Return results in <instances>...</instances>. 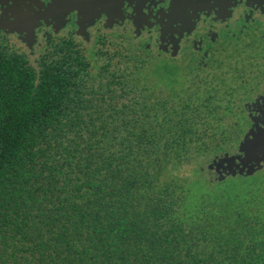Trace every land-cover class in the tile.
Masks as SVG:
<instances>
[{"label":"trees","instance_id":"trees-1","mask_svg":"<svg viewBox=\"0 0 264 264\" xmlns=\"http://www.w3.org/2000/svg\"><path fill=\"white\" fill-rule=\"evenodd\" d=\"M54 43L0 45V264H264V167L202 176L253 125L243 87L126 36Z\"/></svg>","mask_w":264,"mask_h":264},{"label":"flooded vegetation","instance_id":"flooded-vegetation-1","mask_svg":"<svg viewBox=\"0 0 264 264\" xmlns=\"http://www.w3.org/2000/svg\"><path fill=\"white\" fill-rule=\"evenodd\" d=\"M63 1L65 0H0L2 22L13 23L18 16L22 19L35 18L36 21L32 27H20L19 32L7 33L1 30L0 45L8 47L6 43L11 39L15 43L12 49L14 53L33 59L41 52L51 49L63 32L68 39L76 37L82 42L90 43L93 30L115 31L126 25L135 38L144 37L142 41H147V48L152 46L154 40L156 50L173 61L181 57L186 62L189 61V64L206 63L210 60L213 49L219 50L221 56L230 45L233 54H228L226 58H237V55L242 56L245 52L248 57L256 58V63L259 64L256 67L257 73L253 75L254 83L250 88L248 86L249 91L243 105L258 104L264 99V0H190L193 8L187 9L182 19H176L194 23V28L189 32L180 30L177 25L168 30L165 27L173 19L176 0H147L139 16L134 7L124 1L117 17L99 12L94 24L85 31L78 26L80 14L71 11L62 18L64 26L57 30L55 21H44L40 17L52 5ZM50 4L52 5L48 7ZM138 22L141 23L140 29L136 26ZM239 44L244 45L240 48ZM237 48L242 49V54L237 52ZM254 107H250V112L246 110V115L262 119L254 112Z\"/></svg>","mask_w":264,"mask_h":264},{"label":"water","instance_id":"water-1","mask_svg":"<svg viewBox=\"0 0 264 264\" xmlns=\"http://www.w3.org/2000/svg\"><path fill=\"white\" fill-rule=\"evenodd\" d=\"M124 1L129 2L139 16L147 0H65L52 5L40 18L44 21H55V28L60 30L64 26L62 18L71 11H77L81 16L78 26L82 31H85L94 24L99 12L110 14L114 18L117 17L120 6ZM190 8H193L190 0H176L172 14L173 19L165 24L167 30L168 28L171 29L173 25H177L180 30L186 32L192 30L195 26L194 23L176 21V19H182L186 10ZM34 22H36L35 18L22 19L18 16L13 23L0 21V31L4 30L7 33H12L18 31L22 26L32 27ZM136 26L140 29L141 23H136ZM251 106H255L254 112L262 119H252L253 125L250 131L243 137L234 154L229 155L226 153L216 157L207 166L209 173L212 172L218 180L236 175L250 176L264 167V146H262V141H264V99L261 103Z\"/></svg>","mask_w":264,"mask_h":264},{"label":"rangeland","instance_id":"rangeland-1","mask_svg":"<svg viewBox=\"0 0 264 264\" xmlns=\"http://www.w3.org/2000/svg\"><path fill=\"white\" fill-rule=\"evenodd\" d=\"M58 1V0H56ZM55 2V1H54ZM52 4L48 5L51 6ZM1 21V20H0ZM19 32V30L17 31ZM95 30L92 31L91 36L93 35L92 41L90 42V44L86 45L84 42H82L81 40L77 39L76 37L71 38L75 43H77L78 45H80L85 51V53L89 52L88 49L94 45V43L96 42V37L98 36H103V37H107L109 40H114L119 36H126L128 37L130 40H132L133 42L139 43L140 41H142V39H138L135 38L131 32V29H129V26L126 25L124 28L122 29H116L115 31H97L95 32ZM66 33L63 32L60 35V39H67L68 40V36L65 35ZM114 38H109V37H113ZM13 40L10 39V41H8V49L13 52L14 50H12L15 46V43L12 42ZM119 41V40H117ZM144 42V41H142ZM12 43H14V45H12ZM152 46L151 48L156 50V43L153 40L152 42ZM244 45V44H243ZM243 45L239 44L238 46L241 48L243 47ZM219 51V50H218ZM217 51V49H213L211 52V58L208 62H204V63H196V62H191V64H189L188 62H186L185 59H182L181 57L177 60V61H170L168 59H163V61H166L167 63H169L172 66H176L178 67V69H183V65H190L192 67H194V74L196 75L197 78L205 80V82L208 83H212V84H216L219 81H223L225 83L228 84H232L234 85L237 89L242 88L241 91H237L239 94H236V96L240 95L239 101L244 102L243 99L246 98V95L243 94L244 89L247 88V92L248 90V86L250 88V86L254 83L253 81V75L257 73V65L259 67V64L256 63V61L258 62V60H256V58L254 59V57H248V54H246L244 52V54H242V49L237 48V52L241 53L242 56L237 55V58H226L228 56V54L232 55L233 51H232V46H228V48H226L225 52L223 55L220 56L219 52ZM154 52V51H153ZM225 55V56H224ZM224 58V60H223ZM216 59L221 60L222 61V66L218 67V64L216 62H214ZM215 77V78H214ZM235 98V97H234ZM236 99V98H235ZM239 105V109L241 108V104ZM247 128V127H246ZM245 128V129H246ZM236 152V150L233 151L232 154H234ZM207 165L208 163L206 162L202 167L204 168V171L202 172V176L205 177L208 180H218L216 179V177L214 176V174H210L209 171L207 170ZM190 168H187L185 170V173L187 175H190L189 173Z\"/></svg>","mask_w":264,"mask_h":264},{"label":"snow or ice","instance_id":"snow-or-ice-1","mask_svg":"<svg viewBox=\"0 0 264 264\" xmlns=\"http://www.w3.org/2000/svg\"><path fill=\"white\" fill-rule=\"evenodd\" d=\"M262 146H264V141H262Z\"/></svg>","mask_w":264,"mask_h":264}]
</instances>
